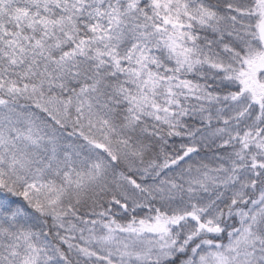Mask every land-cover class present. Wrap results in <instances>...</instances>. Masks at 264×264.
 Here are the masks:
<instances>
[{
    "label": "snow or ice",
    "instance_id": "6c2138e0",
    "mask_svg": "<svg viewBox=\"0 0 264 264\" xmlns=\"http://www.w3.org/2000/svg\"><path fill=\"white\" fill-rule=\"evenodd\" d=\"M0 264H264V0H0Z\"/></svg>",
    "mask_w": 264,
    "mask_h": 264
}]
</instances>
